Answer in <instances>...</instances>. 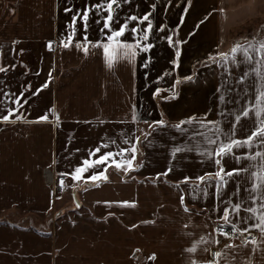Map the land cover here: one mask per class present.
<instances>
[{
	"label": "crops",
	"instance_id": "obj_1",
	"mask_svg": "<svg viewBox=\"0 0 264 264\" xmlns=\"http://www.w3.org/2000/svg\"><path fill=\"white\" fill-rule=\"evenodd\" d=\"M153 2L157 4L155 10L149 8ZM84 3L85 0H0V64H16L15 69L0 73V81L16 94L31 85L21 97L23 119L0 122V215L16 212L43 216L52 211L57 217L42 218L39 225L29 227L0 220V264H190L191 260L210 258L204 249L218 250L228 240L213 232L214 227L230 228L217 217L222 215L227 200L235 203L245 197L246 174H233L218 194L214 183L207 185V195L191 191L192 180L177 184L183 175L194 177L214 169L195 151L202 146L201 138L191 134L196 130L207 135L205 129L186 124L181 129L188 131H182L172 125L193 114L204 118L206 112L207 119H222L218 116L221 108L235 111L254 97L253 82L258 77L249 69L264 65V52L254 51L264 45V39L256 36L263 34L259 30L264 23V0H191L190 4L187 0H172L171 4L167 0H131L122 5V16L133 11L153 12L155 46L146 54L152 58L147 68L142 67L140 57L132 63L120 59L109 67L101 48L89 44L87 53L77 48L76 43L83 42L84 35L79 18L70 47L60 45V38L70 33L66 22ZM73 5L72 12L63 11L65 6ZM94 19L90 13L88 41L101 38ZM253 22H260V26L247 29ZM160 23L166 25L174 40L184 41L179 45L181 56L175 71L170 64L175 49L158 38L165 31H156ZM49 40L54 42L51 50L47 47ZM237 44L241 47L233 63L231 50ZM249 44L253 45L249 48L253 61H248L243 51ZM217 52L227 54V59L216 56L220 64L206 61L208 55ZM166 71L171 75L165 76ZM245 72L247 81L239 83ZM158 75L162 77L160 81L156 80ZM185 75L193 79L184 80ZM176 77L181 78L178 83ZM45 82L47 87L33 95ZM171 84L178 86L175 98L161 102L152 98L156 86L167 89ZM221 94L223 102L219 100ZM132 105H136L139 116L134 124L130 122ZM53 107L59 121L52 118ZM46 112L49 121L38 122L36 117ZM161 113L166 126L149 129L145 121L160 119ZM232 119L223 120L221 127L225 131ZM254 121V116L242 117L235 137L243 139L250 134ZM149 131L151 135L145 139L141 134ZM130 134L141 136L132 170L109 164L106 179L76 181L70 176L61 177L101 141L109 142L108 149L101 148L102 152L114 150L117 145L127 147L125 139ZM177 146L184 151L173 155ZM247 150L234 149L237 154ZM222 163L227 171L258 164L259 160L242 159L237 163L227 156ZM168 168L172 171L166 176L156 177V173ZM92 171L89 169L85 175ZM60 178L85 184L73 194L80 208L68 210L70 217L66 216L67 201L57 192ZM181 194L184 204L179 200ZM240 215H245L243 209ZM250 231L259 238L258 230ZM237 234L235 244L248 235ZM213 237L220 244H213ZM194 245L196 251L188 252ZM250 247L236 252L237 259L232 264H248V259L264 264L260 252L246 258ZM153 253L155 258L149 259Z\"/></svg>",
	"mask_w": 264,
	"mask_h": 264
},
{
	"label": "snow or ice",
	"instance_id": "obj_2",
	"mask_svg": "<svg viewBox=\"0 0 264 264\" xmlns=\"http://www.w3.org/2000/svg\"><path fill=\"white\" fill-rule=\"evenodd\" d=\"M131 3V0H93L89 3L88 0H85L82 8H78L71 15L70 21L66 22V27L70 30V33L67 36H62L59 40V43L62 47H70L74 33L76 31V22L79 18L81 26L84 32L83 42L78 41L76 43L77 48H83L85 53L88 52L89 44H94L95 47L101 48L103 56L106 59V62L109 67L113 65L117 60L123 59L129 63H132L137 60L138 57L143 59L142 67L147 68L148 64L151 62V56L146 55L154 48V42L152 41L153 31H154V22L152 20L153 12L157 8L156 3H151L149 8L151 10L139 12L124 13L121 15V6L128 5ZM168 4L172 3V0H167ZM187 3L190 4L191 0H187ZM72 7L65 6L63 11L68 13L72 12ZM138 7V6H137ZM188 8H184L186 13ZM90 13L95 17L94 23L98 25V30L101 38L96 39L95 41H88L87 39V30L89 28V16ZM103 13V15H101ZM184 16L181 15L180 22L182 23ZM179 27V24L177 25ZM165 30L162 35L158 38L165 40L167 44L174 48V58L170 60V64L173 66V71L179 67V57L181 56V48L179 45L183 44L184 41L181 39H173V34H170L166 30V25L160 23L156 26V31ZM127 33V35H125ZM191 35V33H189ZM16 43V41H13ZM53 41L49 40L47 42V47L49 50L52 49ZM240 45L237 44L232 48L231 52L233 54V63H236L235 54L240 50ZM249 48H253V45L249 44L247 48H244L245 58L248 61H253L254 56L249 52ZM254 51L259 54L264 52V45H261L259 48L254 49ZM20 52H23V49H20ZM142 54H145L142 56ZM216 56H219L221 60L227 59V54L223 52H217L214 55H208L206 61H211L216 64H220L221 60H216ZM259 65L260 60H255ZM23 63V61H21ZM16 64H0V73H7L10 69H15ZM261 67L255 69H249L251 72H255L256 79L253 82L252 91L254 97L249 98L244 102V104L238 110H231L228 108H221V111L218 113L222 119H207L208 113H204V118H198L195 114L190 115L185 119L180 120L178 123L173 124L172 127L176 129H181L182 125H193L195 129H205L207 135L200 133L196 130L192 131L193 136L199 135L202 141V146L197 147L195 151L199 154L202 160H207L214 171H205L203 174L195 175L191 177L189 175H183L181 180L176 181L177 184L182 182H188L192 180V185L190 190L201 191L207 195V185L214 183L216 193L218 194L221 186H226L228 184V179L236 174L240 176L241 173H245L243 177L248 183V187L244 189L246 193L245 197L238 199L235 203L231 199L227 200V206L222 210V215L217 217V219L223 220L225 225L230 226L228 230H225V227H214L213 232L218 233L219 235L228 238L227 242L223 244L218 250H212L210 248H205L204 252L210 254V258H206L202 261L191 260L190 264H232L236 261L237 256L236 252L244 247H250L249 253H247L246 258L252 257L255 253L260 252L264 256V74H262ZM231 74V73H229ZM165 76L171 75L170 72L166 71ZM147 78V73H145ZM161 76H157L156 80L160 81ZM180 77H176V82L180 81ZM184 80H192V75H185ZM248 79V72H245L239 77V83H244ZM49 80H51V73H49ZM31 85H26L24 88L19 90V94L13 92L7 84H4L3 81H0V96H3L5 100L0 101V122H15L23 119V116L20 114L21 109L23 108V103L21 97H24L25 90L30 88ZM47 87V82L40 85L39 88L35 89L36 93H39L42 88ZM235 89H231L234 91ZM169 91L173 95L175 93V84H171L167 89H163L159 86H156L151 92L152 98H158L161 101L169 100L168 95H162L163 92ZM219 91V89H217ZM247 93L249 89H244ZM225 99L224 95L219 96V100L223 102ZM11 103H8V102ZM136 105H132L131 111V123H135L139 116L135 111ZM53 114L52 118L56 121H59V114L56 113L55 108L51 109ZM254 116V126L252 127L250 134L244 136L243 139L235 137V129L238 122L241 121V118H249ZM229 117H233L230 121V128L225 131L221 125L223 120H228ZM50 117L48 113L39 115L36 117V120L39 121H49ZM148 124L149 129L155 128L159 129L166 126V121L163 119V113H161V118L153 120L151 122L145 121ZM182 131H188V129H181ZM145 139L151 132L142 133ZM141 136H136L130 134L126 136L125 143L127 147H119L118 145L114 150H105L101 151V148L108 149L109 142L101 141L97 146L90 149L87 155L82 159L81 162L77 163L71 171L61 173V177L70 176L72 179L79 181L81 179L97 181L100 179H106V167L107 165H115L117 168L124 166L125 171H130L134 168V160L137 155V144L140 142ZM111 144L115 145V141H110ZM242 147L247 148V151H243L237 154L234 149H240ZM253 148L255 150L253 151ZM184 151L181 147L177 146L173 149V155L176 153H181ZM126 153H129L127 157ZM232 156L237 163L242 159L248 160L249 162L259 160L258 164L250 163L248 167H232L227 171L225 170L224 164L222 161L225 157ZM117 157H120L117 159ZM89 169L93 171L89 173ZM100 169V170H95ZM250 169H253L250 171ZM172 169L168 168L164 173H156V177L161 175L166 176ZM60 185L63 186V178L59 181ZM240 184L237 183L236 191L239 192ZM180 203L184 204V195L181 194L179 197ZM246 201H250V204H246ZM123 204H129V201H122ZM135 204L134 201L131 202ZM243 209L245 215L241 217L240 213ZM231 210V213H230ZM184 211L188 212L189 209L187 206L184 207ZM235 217L233 220L232 217ZM248 221H251L249 223ZM238 225H244L238 227ZM135 227V225H133ZM251 229L258 230L259 238L256 235H253L250 231ZM237 233L243 234L248 233L247 236H244L240 244H235L233 238ZM203 239V238H202ZM213 244H220L219 239L213 237ZM188 252L194 253L196 251V246L187 249ZM155 253H153L149 259H154ZM248 264H254L253 260L248 259Z\"/></svg>",
	"mask_w": 264,
	"mask_h": 264
},
{
	"label": "rangeland",
	"instance_id": "obj_3",
	"mask_svg": "<svg viewBox=\"0 0 264 264\" xmlns=\"http://www.w3.org/2000/svg\"><path fill=\"white\" fill-rule=\"evenodd\" d=\"M262 24H263L261 27L262 29L259 30V32L263 33V34L262 35L259 34L256 36H259L262 39H264V23L262 22ZM259 26H260V22H253L247 26V29L249 28V29L255 30ZM253 33H255V32H252V34ZM175 93H176V95L178 94V86H176V85H175ZM162 95H168L169 99L175 98V96H176V95H173V93H168V91L163 92ZM157 102H161V100L157 98ZM60 179H59V181H60ZM84 186H85V184L75 183V182H72L70 180H64L63 186H61L59 183V185L57 187V192L59 193L60 197H64V199L67 201V203L65 205V207H67V214H66L67 217H70V213H68L69 212L68 210H76L77 211L78 208H80V207H78L80 205V203H78L79 201L76 198H74V199H72V198H73V194H75V191L79 190L80 188H82ZM58 208L59 207L56 206L55 209H58ZM52 213L53 212L51 211L46 215L36 216V215H32V214L23 215V214L16 213V212H10L7 214L0 215V220L1 221L16 222L17 224L23 225L24 227H29L31 224L32 225H39V223L42 222L41 221L42 218L45 219V218L54 217L55 219H57V217H55L53 215L55 213H53V214ZM44 231H46V230H44Z\"/></svg>",
	"mask_w": 264,
	"mask_h": 264
},
{
	"label": "trees",
	"instance_id": "obj_4",
	"mask_svg": "<svg viewBox=\"0 0 264 264\" xmlns=\"http://www.w3.org/2000/svg\"><path fill=\"white\" fill-rule=\"evenodd\" d=\"M226 229H229L228 227H226Z\"/></svg>",
	"mask_w": 264,
	"mask_h": 264
},
{
	"label": "built area",
	"instance_id": "obj_5",
	"mask_svg": "<svg viewBox=\"0 0 264 264\" xmlns=\"http://www.w3.org/2000/svg\"><path fill=\"white\" fill-rule=\"evenodd\" d=\"M238 234H236V236H237Z\"/></svg>",
	"mask_w": 264,
	"mask_h": 264
}]
</instances>
